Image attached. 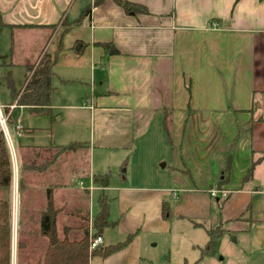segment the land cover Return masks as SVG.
<instances>
[{
    "label": "crops",
    "instance_id": "obj_1",
    "mask_svg": "<svg viewBox=\"0 0 264 264\" xmlns=\"http://www.w3.org/2000/svg\"><path fill=\"white\" fill-rule=\"evenodd\" d=\"M128 1L142 11L128 12L115 0L97 4L94 0H0V84L6 85L8 72L14 79L15 65L37 64L44 54L55 57L56 63L59 53L72 48L68 51L71 63L79 68L88 62L90 91L81 94V103L64 106L89 109L101 129L95 146L83 142L88 161L81 173L89 174L92 185L99 186L94 175H109L102 170L107 165L95 162V149L119 148L125 153L118 155L122 158L134 143L140 123L148 127V119L155 117L160 124L156 130L169 143L163 129V117L169 111L178 170L174 183L190 190L194 186V191L215 186L224 168L216 166L213 179L204 182L207 175L202 162L224 160V166L230 154L229 180L223 184L229 191L225 199L234 193L249 209L248 195L259 192L258 185L264 183V0ZM88 7L90 12L84 15ZM53 68L52 94L58 92ZM31 72L26 70L24 86ZM16 100L0 101V111L12 105L23 107ZM7 128L2 129L7 132L3 134L12 178L8 189H0V197L10 201V264H17L20 210L29 206L38 214L46 205L48 189L54 204L65 207L58 214L59 225L70 217L68 209L86 207L88 224L95 229L89 213L91 188L79 180L71 185L72 195L59 174L62 167L54 183H48L49 175L44 177L46 183H38L49 164L44 171L27 175L21 188L20 150L25 144L16 135L9 136ZM186 163L191 172L183 173ZM252 164L251 176L244 179ZM29 176L36 177L33 186ZM162 203L167 205L159 201L161 215Z\"/></svg>",
    "mask_w": 264,
    "mask_h": 264
},
{
    "label": "rangeland",
    "instance_id": "obj_2",
    "mask_svg": "<svg viewBox=\"0 0 264 264\" xmlns=\"http://www.w3.org/2000/svg\"><path fill=\"white\" fill-rule=\"evenodd\" d=\"M49 49L51 50V46ZM71 49L58 54L53 68L56 75L53 83L58 92L52 94L50 114L32 112L25 106L15 108L12 104L6 107L5 112L4 109L0 111L9 136L13 138L16 135L22 144L59 146L91 141L95 146L96 133L101 129L97 128L95 119L91 118V111L64 106L65 103H81V94L90 91L88 62H83L77 68V64L71 63L68 58ZM25 72L23 65H15L13 80L16 90L24 86ZM87 99H90V95ZM3 100L9 102L13 98L6 85L1 83L0 101ZM13 109L14 112L7 121ZM166 112L171 132L172 113ZM148 122V127L143 122L140 123L139 133H134V143L122 158L118 155L124 152L119 148L94 150L95 162L98 161L101 166L107 165L102 169L109 172V183L105 188L92 185L89 174L81 173L82 167L87 169L84 166L88 161L87 149L60 152L59 157V153L54 156L57 151L54 147L43 153L50 158V167L38 178V183H46V175H49L48 183H54L59 178L56 175L61 173L74 195L75 190L71 185L81 180L91 188V219L100 208V199L103 196L107 199L109 223L102 231V245L124 241L130 233L133 234L124 248L104 258L94 255L89 264H264V183L258 185L259 192L248 195L246 203L250 202L249 209L245 208L242 199L235 198L234 193L232 195L235 196L225 199L229 191L223 187L225 183L223 185L220 181L208 189L205 187L206 189L195 191L194 186L190 190L176 185L174 179L177 178L178 170L173 148L166 141L163 132L156 130V127H160L156 117L151 120L149 118ZM0 129L7 134L1 125ZM19 130L24 134L22 137L17 135ZM20 152L22 160L28 158L26 148L21 146ZM124 158L125 165L121 167ZM223 161L202 162L207 175L204 182L213 179L216 166L224 168ZM58 169L62 171L59 174ZM188 171L190 168L186 163L183 173ZM27 178L32 186L36 183L35 176ZM161 200L167 202L168 216L160 214ZM89 226L92 225L89 223ZM217 227H221L222 231L214 253L203 256L202 247L208 240L207 230ZM35 239L46 243V238Z\"/></svg>",
    "mask_w": 264,
    "mask_h": 264
},
{
    "label": "trees",
    "instance_id": "obj_3",
    "mask_svg": "<svg viewBox=\"0 0 264 264\" xmlns=\"http://www.w3.org/2000/svg\"><path fill=\"white\" fill-rule=\"evenodd\" d=\"M102 0H94V4ZM126 11L141 10L136 4L128 0H115ZM88 7L83 14L90 12ZM55 57L44 54L37 64H27L26 70L31 72L21 93L16 90L11 73L5 77L6 86L9 88L11 96L16 99L17 106H27L31 111L51 113V94L52 68L55 63ZM7 109H5L6 111ZM167 112L163 117V129L167 140L171 144V132L169 120L166 118ZM12 114H9L7 121L10 120ZM15 125V123H13ZM27 150V159L21 161V188L25 186V177L31 173L44 171L50 164V158H44L43 153L51 147L57 149L56 154L60 152L76 151L79 148H86L87 144L83 142H74L68 145L59 146H38V145H21ZM53 156V155H52ZM125 165V160L122 166ZM254 164H252L246 173L244 179L251 176ZM231 169V155L226 156L223 169V177L220 182L226 183L229 180V172ZM108 174L94 175L95 184L106 187L108 185ZM12 168L11 159L6 144V140L2 131H0V189H8L11 184ZM65 207H57L52 198V191L48 189L46 192V205L38 214L32 207L23 206L20 210V230L17 239V264H89L90 257L100 255L107 257L122 248H124L133 236L130 233L126 240L110 245H100L94 250H89V214L88 208L78 207L67 210V221L59 225L58 214ZM162 216L169 215V207L165 203L161 206ZM38 221V229H33L35 222ZM108 221V202L105 196L100 199V208L96 213L93 225L94 235H102L103 228L107 226ZM222 231L221 227L216 229H208V240L202 247V255L210 256L214 253L217 245L218 237ZM37 233L44 241H37L34 234ZM53 238L55 241L53 242ZM37 244H36V243ZM10 243H11V207L7 198L0 197V264H10ZM40 243V244H38Z\"/></svg>",
    "mask_w": 264,
    "mask_h": 264
},
{
    "label": "built area",
    "instance_id": "obj_4",
    "mask_svg": "<svg viewBox=\"0 0 264 264\" xmlns=\"http://www.w3.org/2000/svg\"><path fill=\"white\" fill-rule=\"evenodd\" d=\"M14 106V105H13ZM0 124L3 128L6 127V123H5V120L4 118L2 117V115L0 114ZM212 194H214L212 192ZM89 250H94L96 248H98L101 244H102V241H103V238H102V235L100 234H95L94 235V232L92 231V228L90 227V231H89Z\"/></svg>",
    "mask_w": 264,
    "mask_h": 264
},
{
    "label": "water",
    "instance_id": "obj_5",
    "mask_svg": "<svg viewBox=\"0 0 264 264\" xmlns=\"http://www.w3.org/2000/svg\"><path fill=\"white\" fill-rule=\"evenodd\" d=\"M1 128H3L2 126H1ZM55 241V238H53V242Z\"/></svg>",
    "mask_w": 264,
    "mask_h": 264
}]
</instances>
